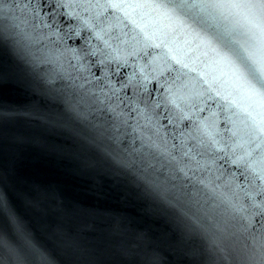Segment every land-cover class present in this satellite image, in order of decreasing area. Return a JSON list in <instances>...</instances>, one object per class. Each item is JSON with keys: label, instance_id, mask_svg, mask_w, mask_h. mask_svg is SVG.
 I'll list each match as a JSON object with an SVG mask.
<instances>
[{"label": "water", "instance_id": "1", "mask_svg": "<svg viewBox=\"0 0 264 264\" xmlns=\"http://www.w3.org/2000/svg\"><path fill=\"white\" fill-rule=\"evenodd\" d=\"M125 2L152 3L153 0ZM3 9L0 32L6 42L0 43V105H3L0 109L3 114L0 118V190L6 193L24 228L27 245H21L9 227L5 241L9 251H0V255L7 260L14 249L24 264H192L194 260L199 264H214L213 255L202 251L204 245L200 239H187L179 234L177 225L171 222L159 200L136 191L132 173L122 169L120 163L130 165L138 176L147 175L178 208L196 212L210 228L220 225L235 231L222 203V194L228 192L224 187L227 174L218 180L219 172L197 171L194 163L195 174L190 172V179L180 174L174 179L167 171L141 172L135 149L141 144L140 137L156 138L154 128L136 114L128 118L127 111L123 118L108 112H94L91 116L93 123L106 130L105 135L111 134L113 126L120 127L123 143L113 151L115 160L86 149L80 137L98 133L91 125L72 117L64 106L72 96L66 77L73 70L67 60H57L51 42L34 28L30 15L23 10V0H3ZM128 13L127 18L117 13L124 23L114 27L109 36L112 47L121 49L122 57L128 61L119 72L115 62L109 66L113 79H126L152 56L168 51L167 48L145 49L144 33L156 43L164 41L197 72L181 75L174 84L176 73L166 72L160 77V83L167 79L171 91L160 89L152 97L147 94L141 97L149 101L148 114L153 124H167L161 115H177V109L168 99L175 94L176 103L192 119L174 120L173 125L164 129L170 144L179 143L173 136L179 137L181 132L185 137L198 135V121L204 117L211 121V111L219 113V131L223 133L226 114L216 108V102L208 101L205 105L204 100L195 96L208 87L203 84L200 73L210 83L214 77L218 78L213 87L223 94L231 91L227 77L221 76L219 67L213 63L211 50L203 45L197 47L200 41L193 28L201 31L200 27H188L191 21L182 26L178 20L163 15L161 9H128ZM101 23L104 27L116 24L111 10ZM144 51L150 55L144 56ZM48 81L52 82L51 86ZM148 86L157 87V81L152 80ZM127 91L132 94L131 89ZM180 96L192 99L186 106ZM154 103H160L161 107L154 109ZM140 107L144 108V104ZM201 107L205 108L204 112L199 111ZM124 118L128 119V125L121 126ZM99 138L108 145L107 139ZM236 246L243 258L240 240Z\"/></svg>", "mask_w": 264, "mask_h": 264}, {"label": "snow or ice", "instance_id": "2", "mask_svg": "<svg viewBox=\"0 0 264 264\" xmlns=\"http://www.w3.org/2000/svg\"><path fill=\"white\" fill-rule=\"evenodd\" d=\"M143 8L161 9L163 15L178 20L182 26L191 21L188 27H200L201 31L193 28L196 39L200 41L197 47L203 45L211 50L213 63L219 67L221 76L227 77L226 82L230 84L231 91L227 95L223 94L213 87L218 78L214 77L210 83L200 73L203 84L208 87L196 92L195 96L204 100L205 105L208 101L216 102V108L226 114L223 133L219 131V113L211 111V121L209 117L198 121V135L185 137L181 132L179 137L173 136V140L178 139L179 143L170 144L164 129L173 125L174 120L192 119L176 103L175 94L168 99L177 109V115H161L167 124H153L152 116L148 114L149 101L141 97L144 94L152 97L160 89L171 91L167 79L160 83V77L166 72L176 73L173 84L181 75L197 72L164 41L156 43L144 33L145 49L167 48L168 51L163 55L152 56L147 64L139 67L138 72H133L124 80H114L113 75H110L109 66L113 62L118 65L116 72L128 63L121 55L122 50L113 48L109 39L113 28L124 23L117 13H123L127 18L128 9L135 11ZM23 10L30 15L34 28L51 42L57 60H67L73 70L66 77L72 96L64 104L65 109L72 117L91 125L98 133L91 137H80L84 147L115 160L113 151L120 149L123 143L120 127L113 126L111 134L105 135L106 130L91 120L94 112H108L123 118L127 111L128 118L133 117V114L145 118L147 126L154 128L156 138L148 136L145 140L140 137L141 144L135 151L139 154L141 172L167 171L174 179L176 174L190 179L189 173L193 172L194 163L197 171L219 172L220 175L216 177L218 180L227 174L224 187L228 192L222 194V203L226 205L229 219L233 222L231 227L235 231L220 225L210 228L196 212L178 208L147 175L138 176L130 165L120 163L122 169L132 173L136 191L159 200L171 222L177 225L179 234L187 239H200L204 245L202 251L213 255L214 264H264V0H153L152 3H127L125 0H23ZM110 10L116 24L104 27L102 18H106ZM3 11V0H0V13ZM133 40L139 43L136 37ZM4 42L3 33L0 32V43ZM149 55L148 51H144V56ZM94 68L97 71H93ZM152 73L157 75L152 76ZM137 76L141 79L137 80ZM152 80L157 81V87L149 88ZM51 83L48 81V86ZM129 89L132 90L131 95L128 94ZM179 99L187 106L192 97L180 96ZM142 103L144 108L140 107ZM2 107L0 105V109ZM160 107V103H154V109ZM199 111L204 112L205 108L201 107ZM0 118H3V114H0ZM123 125H128L127 118L122 120ZM224 133H227L226 137ZM99 137L107 139L108 145H104ZM189 139L195 142L189 144ZM9 227L21 245L26 246L24 228L6 193L0 190V251H9L5 243ZM237 240L242 244L243 258L239 256ZM13 256L16 258L13 259ZM0 264H24V261L13 249L7 260L0 255ZM192 264L199 262L194 260Z\"/></svg>", "mask_w": 264, "mask_h": 264}]
</instances>
